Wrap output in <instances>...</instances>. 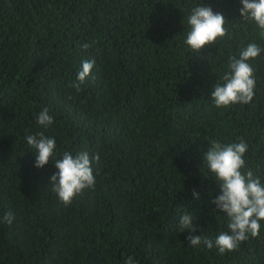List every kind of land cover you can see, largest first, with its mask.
<instances>
[{"label": "trees", "instance_id": "obj_1", "mask_svg": "<svg viewBox=\"0 0 264 264\" xmlns=\"http://www.w3.org/2000/svg\"><path fill=\"white\" fill-rule=\"evenodd\" d=\"M223 14L224 38L185 44L197 5ZM240 0H0V264H264L260 235L219 254L188 246L184 214L215 240L228 217L205 162L210 142L249 145L247 169L264 184V51L249 63L253 100L217 108L212 92L232 56L264 30ZM88 47L84 48L83 45ZM95 60L80 84L84 60ZM49 109L54 122L37 124ZM55 138L43 168L28 135ZM99 154L95 186L65 206L52 189L63 152ZM243 171V170H242ZM199 194V198L193 192Z\"/></svg>", "mask_w": 264, "mask_h": 264}, {"label": "clouds", "instance_id": "obj_2", "mask_svg": "<svg viewBox=\"0 0 264 264\" xmlns=\"http://www.w3.org/2000/svg\"><path fill=\"white\" fill-rule=\"evenodd\" d=\"M242 7L239 9L240 17L245 21L254 22L264 30V0H240ZM190 31L187 33L185 44L192 51L200 52L206 45H212L218 38H224L228 30L223 14L214 12L209 6L197 5L187 17ZM87 48L88 45H83ZM264 51L255 43H249L239 51V56L229 59L228 69L222 80L223 84L217 83L212 92V100L217 108H227L235 104H248L255 95L256 79L254 68L249 61L258 58ZM95 60H84L81 70L77 74L79 83L72 86L80 90L86 78L91 74ZM37 124L47 128L53 124L54 118L49 114V109L44 107L39 113ZM30 148L36 151L34 166L43 168L56 152L55 138L47 137L40 132L26 137ZM211 147L205 153V162L210 173L215 176L220 186V195L211 202L216 209L225 213L228 217V231H221L213 241L207 237L192 235L196 231L194 217L191 213L182 215L179 227L181 232L188 230L190 233L186 240L188 246L199 247L201 244L208 249L215 247L219 254L231 253L239 250L241 243L250 237L257 238L261 231V222L264 221V184L253 171L247 169L245 154L249 145L243 138L238 143L222 144L213 140ZM99 154L90 155L81 152L73 156L70 152H63L62 158L55 161L56 172L49 178L52 189L65 206L70 205L78 194L85 189L95 186L96 177L93 173V163H99ZM243 170V171H242ZM199 198L197 192H193ZM13 215L5 213L0 222L11 225ZM125 264H135L129 256Z\"/></svg>", "mask_w": 264, "mask_h": 264}]
</instances>
